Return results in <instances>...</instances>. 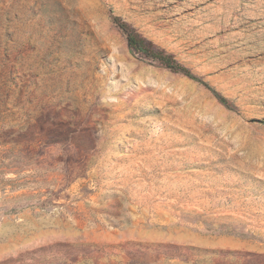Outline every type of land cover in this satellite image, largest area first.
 Listing matches in <instances>:
<instances>
[{"label":"rangeland","instance_id":"rangeland-1","mask_svg":"<svg viewBox=\"0 0 264 264\" xmlns=\"http://www.w3.org/2000/svg\"><path fill=\"white\" fill-rule=\"evenodd\" d=\"M0 264H264V0H0Z\"/></svg>","mask_w":264,"mask_h":264},{"label":"trees","instance_id":"trees-1","mask_svg":"<svg viewBox=\"0 0 264 264\" xmlns=\"http://www.w3.org/2000/svg\"><path fill=\"white\" fill-rule=\"evenodd\" d=\"M114 23L119 28V30L124 33L127 47L130 51L144 55L148 59L158 62L161 66L174 73L182 74L193 81L200 82V80H198V78L194 76L189 69L185 68L183 65L174 60L171 55L157 50L150 42L136 33L126 23L120 22L117 18H114ZM220 102L227 106V101L224 98H220Z\"/></svg>","mask_w":264,"mask_h":264}]
</instances>
